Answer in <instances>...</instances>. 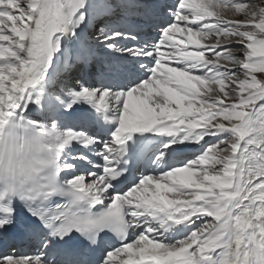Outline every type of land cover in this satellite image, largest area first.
Returning a JSON list of instances; mask_svg holds the SVG:
<instances>
[{"label": "snow or ice", "instance_id": "1", "mask_svg": "<svg viewBox=\"0 0 264 264\" xmlns=\"http://www.w3.org/2000/svg\"><path fill=\"white\" fill-rule=\"evenodd\" d=\"M6 125L0 264H264V0H0Z\"/></svg>", "mask_w": 264, "mask_h": 264}, {"label": "clouds", "instance_id": "2", "mask_svg": "<svg viewBox=\"0 0 264 264\" xmlns=\"http://www.w3.org/2000/svg\"><path fill=\"white\" fill-rule=\"evenodd\" d=\"M54 142L39 131L13 134L11 125L0 129V193L19 198V189L38 186L51 175Z\"/></svg>", "mask_w": 264, "mask_h": 264}, {"label": "rangeland", "instance_id": "3", "mask_svg": "<svg viewBox=\"0 0 264 264\" xmlns=\"http://www.w3.org/2000/svg\"><path fill=\"white\" fill-rule=\"evenodd\" d=\"M229 15H231V14L229 13Z\"/></svg>", "mask_w": 264, "mask_h": 264}]
</instances>
